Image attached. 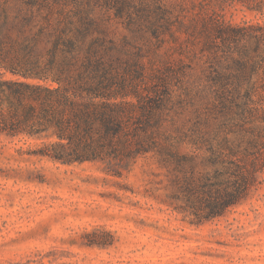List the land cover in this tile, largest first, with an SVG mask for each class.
Instances as JSON below:
<instances>
[{
    "label": "trees",
    "instance_id": "obj_1",
    "mask_svg": "<svg viewBox=\"0 0 264 264\" xmlns=\"http://www.w3.org/2000/svg\"><path fill=\"white\" fill-rule=\"evenodd\" d=\"M235 5L264 19V0H0V140L62 164L153 153L178 210L221 216L264 170V23Z\"/></svg>",
    "mask_w": 264,
    "mask_h": 264
},
{
    "label": "rangeland",
    "instance_id": "obj_2",
    "mask_svg": "<svg viewBox=\"0 0 264 264\" xmlns=\"http://www.w3.org/2000/svg\"><path fill=\"white\" fill-rule=\"evenodd\" d=\"M225 17L264 23L240 5ZM39 144L0 140V264H264V170L246 199L195 224L153 153L62 164L25 152ZM193 163L195 176L213 170Z\"/></svg>",
    "mask_w": 264,
    "mask_h": 264
}]
</instances>
